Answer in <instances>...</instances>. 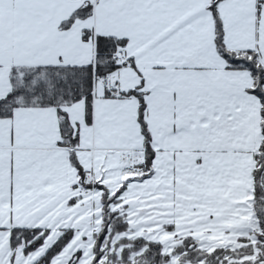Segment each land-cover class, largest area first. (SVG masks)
Here are the masks:
<instances>
[{
	"label": "snow or ice",
	"instance_id": "snow-or-ice-1",
	"mask_svg": "<svg viewBox=\"0 0 264 264\" xmlns=\"http://www.w3.org/2000/svg\"><path fill=\"white\" fill-rule=\"evenodd\" d=\"M0 264H264V0H0Z\"/></svg>",
	"mask_w": 264,
	"mask_h": 264
}]
</instances>
